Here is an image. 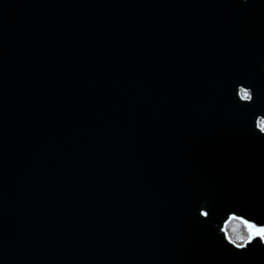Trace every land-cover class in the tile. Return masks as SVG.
Returning <instances> with one entry per match:
<instances>
[{
	"label": "water",
	"instance_id": "obj_1",
	"mask_svg": "<svg viewBox=\"0 0 264 264\" xmlns=\"http://www.w3.org/2000/svg\"><path fill=\"white\" fill-rule=\"evenodd\" d=\"M262 116L264 0H0V264H264Z\"/></svg>",
	"mask_w": 264,
	"mask_h": 264
},
{
	"label": "clouds",
	"instance_id": "obj_2",
	"mask_svg": "<svg viewBox=\"0 0 264 264\" xmlns=\"http://www.w3.org/2000/svg\"><path fill=\"white\" fill-rule=\"evenodd\" d=\"M246 90L247 93L244 99H241V93H239V100L252 102L254 100V93L250 88ZM255 130L260 135H264V116L256 119ZM200 216L208 218L210 213L207 210L201 209ZM219 231L223 234L225 242L238 250L246 249L256 240H259L260 244L264 245V225L258 224L254 220L248 219L243 215H238L235 212L228 214V221L225 227Z\"/></svg>",
	"mask_w": 264,
	"mask_h": 264
},
{
	"label": "snow or ice",
	"instance_id": "obj_3",
	"mask_svg": "<svg viewBox=\"0 0 264 264\" xmlns=\"http://www.w3.org/2000/svg\"><path fill=\"white\" fill-rule=\"evenodd\" d=\"M240 93H241V99H244L245 96H246L247 90L246 89H241Z\"/></svg>",
	"mask_w": 264,
	"mask_h": 264
}]
</instances>
